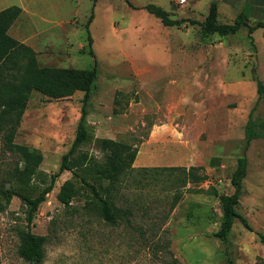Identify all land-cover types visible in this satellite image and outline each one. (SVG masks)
<instances>
[{
    "label": "rangeland",
    "instance_id": "rangeland-1",
    "mask_svg": "<svg viewBox=\"0 0 264 264\" xmlns=\"http://www.w3.org/2000/svg\"><path fill=\"white\" fill-rule=\"evenodd\" d=\"M212 1L0 0V10L24 9L13 33L31 42L41 66L91 69L97 64L98 88L87 118L94 139L77 154L102 162L98 139L113 138L137 146L136 159L147 166H201L207 175L186 186L179 171L126 176L117 206L130 213L114 226L102 218L81 179L64 171L32 226L35 233L49 235L44 264H168V255L162 252L160 259L153 249L167 240L182 264L229 259L264 264L259 235L264 234V94L258 93V81L264 85V28L252 35L248 29L264 17L249 19V26L235 34L206 35L201 23ZM216 1L221 22L229 12L236 18L246 5V0ZM148 4L162 7L182 25L165 26L145 8ZM92 14L95 57L86 29ZM83 95L51 99L33 91L16 141L43 154L42 172L59 170L75 139ZM258 100L253 117L260 137L248 143L246 125ZM149 139L152 145H143ZM151 154L157 159L149 160ZM242 156L248 167L237 209L254 230L237 220L223 241L215 236L223 214L220 196L234 192L231 176ZM77 171L86 175L82 166ZM68 179L79 191L71 207L58 199ZM48 182L37 180L33 195ZM24 211L14 197L9 211L0 214V264H29L17 254L15 228L26 224Z\"/></svg>",
    "mask_w": 264,
    "mask_h": 264
},
{
    "label": "trees",
    "instance_id": "trees-1",
    "mask_svg": "<svg viewBox=\"0 0 264 264\" xmlns=\"http://www.w3.org/2000/svg\"><path fill=\"white\" fill-rule=\"evenodd\" d=\"M150 13L160 18L165 26H180L182 20L172 19L165 9L155 4L145 7ZM22 7L12 5L0 10V214L9 211L14 197L21 199L25 208L26 224H18L15 228L18 238L17 254L29 264H44L46 259V244L49 235H40L33 231L32 226L40 205L46 201L47 195L54 189L59 176L66 170L73 173V177L80 178L82 183L90 189L91 200L99 208L102 218L114 226L119 224L125 214L130 213L117 206L119 187L126 176L144 175L150 171L173 172L179 171L182 186L189 183L199 184L206 180L207 175L200 173L201 166H159L135 167L137 146L113 138L98 139L104 152V160L98 162L88 153H78L79 149L91 143L93 135L90 133L87 121L91 99L98 88L97 64L91 69L72 67L41 66L36 50L20 41L9 33V30L21 16ZM249 10L243 9L236 16L234 23L228 24L219 19V3L214 0L209 7L205 21L201 23L202 31L206 35L218 34L225 36L237 33L242 27L249 26ZM86 24L88 31L89 53L95 57L92 49L93 38L90 32V22ZM193 21V20H192ZM193 23H196L193 21ZM258 28H264V20H257L255 25L248 27L252 35ZM33 91H39L51 99H64L74 95L77 91L84 93L82 97L81 116L78 121L75 139L70 149L62 156L60 168L57 172L47 174L39 170L43 162V154L26 144L16 141L24 113L31 100ZM258 93L264 94V85L258 81ZM118 100H116L117 102ZM259 103L257 101L250 119L246 125V139L250 143L260 137L256 128L253 113ZM82 166L86 175H82L77 168ZM248 158H238L237 168L231 176L234 186L232 194L220 196L223 214L220 228L215 236L223 241L228 240L233 226L239 220L249 230H254L248 219L238 211L242 195V182L247 175ZM89 175L94 182L89 179ZM48 178L37 195H33V187L37 180ZM139 183L142 179H138ZM79 191L73 179L66 180L58 193L59 201L65 207H71ZM180 196H177L175 204ZM264 243V234L259 233ZM154 255L163 259L162 252L168 255V264H182L173 255L171 242L154 245ZM166 261V260H165ZM225 264H232L229 259Z\"/></svg>",
    "mask_w": 264,
    "mask_h": 264
},
{
    "label": "crops",
    "instance_id": "crops-1",
    "mask_svg": "<svg viewBox=\"0 0 264 264\" xmlns=\"http://www.w3.org/2000/svg\"><path fill=\"white\" fill-rule=\"evenodd\" d=\"M219 7H220V4H219ZM243 9L249 10L248 15H249L250 19H255L254 17H258V18L264 17V0H246V5H244ZM23 11H24V9H23ZM220 14H221V10L219 9V19L221 20ZM227 14H229V15L223 16V17H225L224 18L225 20L223 22L231 24L233 22L232 21L233 18H235V17H233L234 15H232L233 14L232 12H229ZM18 21L19 20L17 19L16 22L11 27V29L9 30V33L12 36H14L15 38L19 39L20 41L25 42L26 44L32 46L31 42L28 41V39L23 38L24 36H22L21 32H20V35H18V36L14 35L13 30H14L16 23H18ZM19 30L22 31L20 28H19ZM143 145L151 146L152 140L151 139L147 140V142L143 143ZM154 159H157V158L153 154H151L149 157V160L152 161ZM176 159L177 160H183V158H180V159L176 158ZM134 166L135 167H144V166H147V164H144V162L142 163V160L136 159ZM169 166H171V165H169ZM148 167H150V166H148ZM152 167H159V166H152ZM186 167H189V165H187Z\"/></svg>",
    "mask_w": 264,
    "mask_h": 264
},
{
    "label": "built area",
    "instance_id": "built-area-1",
    "mask_svg": "<svg viewBox=\"0 0 264 264\" xmlns=\"http://www.w3.org/2000/svg\"><path fill=\"white\" fill-rule=\"evenodd\" d=\"M180 2L183 4V3H186L187 0H180Z\"/></svg>",
    "mask_w": 264,
    "mask_h": 264
}]
</instances>
